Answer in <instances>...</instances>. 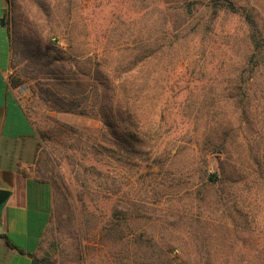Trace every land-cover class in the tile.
Here are the masks:
<instances>
[{
    "label": "trees",
    "instance_id": "16d2710c",
    "mask_svg": "<svg viewBox=\"0 0 264 264\" xmlns=\"http://www.w3.org/2000/svg\"><path fill=\"white\" fill-rule=\"evenodd\" d=\"M9 1L12 10L11 67L22 64L16 75H9L10 85L16 88L29 82L30 92L45 109L93 116L102 124L97 134L90 137V142L83 145L78 159L69 155L76 169L77 200L82 201L83 193L88 189L85 171L90 175V183L96 181L104 190L110 177L125 178V184L131 186L137 178L141 183L144 174L141 163L153 156L158 181L151 183L150 191L158 200L166 199L163 190L168 191L166 197L172 193L175 200L163 210L170 212L172 217L171 222H164L165 229L171 231L177 219L185 229L162 242L165 251L176 257L175 249L190 245L195 252L190 260L193 264H264V237L259 241L255 238L264 235V230L253 226L254 218L248 217L251 211L247 201L254 187L261 191L264 186L262 176L255 179L250 176L253 136L259 139L258 142L262 141L259 134L264 130L263 123L255 132L254 126H250L254 118L244 120L241 112L235 123L227 119L224 126L208 128L210 121L203 110L205 95L191 96V90L182 101L170 106L168 94L172 93L165 82L169 72V51L175 45H186L189 53L184 63L189 67L195 61L193 56L204 49L202 38L195 36L196 31L210 27L212 15L224 3L215 0H155L157 5L151 3L163 13L158 33L136 38L130 33L122 38L117 31L130 32L137 27L132 26L133 18L124 20L121 17L120 9L112 10L106 23L100 25L92 17L90 23L87 18H75L74 13L79 8L74 0H33L34 10L23 8L21 11L17 0ZM87 5L84 3L83 6ZM99 7L97 3H90V15L93 16ZM148 7L145 3L140 9L143 14L153 9ZM38 14L39 18H32ZM201 14L209 16L201 22L197 17ZM39 21L43 23L40 26ZM76 21H80L78 28L74 25ZM42 26L49 35H37ZM143 26L148 25L143 23ZM126 27L128 29L123 30ZM62 33L66 43L64 48L54 42ZM233 72V77L217 93L218 97L227 106L244 112L258 109L260 116H264V110L253 102L255 94L245 85L241 73L236 68ZM190 105L195 107L193 116ZM64 125L72 129L76 133L74 139L81 142L82 132ZM177 129H180L181 137L174 141L170 131ZM253 131L255 134L251 137ZM186 136L190 137L189 143L181 141ZM171 141H174L172 145ZM40 147L38 171L54 188L56 210L61 211L64 206L74 210L68 187L50 170L53 166L51 153L48 151L49 156L43 151L41 140ZM149 151H153L152 156L142 158V154ZM163 155L169 161L167 166H164L166 161L157 160ZM108 165L113 166L114 174L108 171ZM133 165L138 167V172L129 169L126 173L124 168ZM187 177L192 180L189 186L183 181ZM129 178L136 179L132 183ZM117 189L113 192L116 193ZM187 190H192L190 196L185 195ZM133 205L139 210L135 200L124 205L120 198L116 199L112 216L100 229L106 242L115 244L121 241L124 226L115 224V220L123 210L137 213ZM187 210L191 212L185 217ZM62 221L59 217L55 221L56 230L60 229ZM185 233L188 241L184 240ZM0 237L5 236L0 233ZM6 242L10 244L7 239ZM239 244V251L249 254L248 257L231 260L216 254L215 258L211 257ZM30 264L57 263L49 254H31Z\"/></svg>",
    "mask_w": 264,
    "mask_h": 264
},
{
    "label": "rangeland",
    "instance_id": "374dc122",
    "mask_svg": "<svg viewBox=\"0 0 264 264\" xmlns=\"http://www.w3.org/2000/svg\"><path fill=\"white\" fill-rule=\"evenodd\" d=\"M16 2L20 7L19 11L23 8L24 10H34L36 7L33 0H17ZM74 2L79 8L74 13L75 18L79 20L87 18L89 23L90 17H92L98 24L104 25L110 17L111 11L118 9H120L123 19L133 18L132 26L137 27V29L130 32L117 31V34H121L122 38L130 33L135 38L158 33L160 20L163 18V13L158 10L155 0H74ZM84 3L88 5L84 7ZM90 3H97L101 6L93 16L90 15ZM145 3L149 6L148 9H153L149 13L143 14L140 9ZM223 3L217 7L215 15H212L213 24L204 30L196 31L195 36L202 38L201 44L203 41L204 49L202 48L196 54L197 56H193L195 61L189 67L185 66L184 63V58L189 53L186 45H175L169 51L167 55L169 72L165 76L166 87L172 93L168 94L169 104L174 106L175 102L182 101L183 97L192 90L191 96L200 94L203 97L205 95L206 103L203 110L210 121L208 128L222 126L227 119L235 123L236 117L242 112L244 120L254 118L253 122H250V126H254L253 130L257 132L256 128L260 127L262 123L264 129V116H260L258 109L254 111L248 109L244 112L227 106L217 93L233 77L235 73L233 71L236 68L241 73V79L244 80L245 85L250 87L252 94H255L253 102L264 110V0H229ZM9 5L8 26L9 29H12V22L10 21L12 10L10 3ZM208 16L209 14H201L197 17L203 22ZM39 17V14L32 16V18ZM79 22H74L76 28L80 26ZM143 23L148 26L144 27ZM42 24L39 21V26ZM126 29L128 28L123 30ZM41 30L40 28L37 30V35L50 34L45 31L43 26ZM170 33L172 34L173 31ZM54 42L59 47H66L64 33L57 36ZM199 64L204 66L201 67ZM21 66V63H17V66L11 67L10 75H16ZM29 87L30 83L24 82L15 89L36 126L43 151L48 154L51 153V156L49 154L50 163L53 166L50 167V170L55 172L62 184L68 187L69 198H72L70 201L74 204V210L64 206L63 210L58 211L56 210L57 198L55 195L53 219L47 228L38 256L49 254L57 264H193L190 260L194 257L195 252L190 245L181 246L182 249H175L177 253H174L178 254L176 257L171 252L165 251L163 247L162 242L166 241L168 236L172 237L185 229L178 219L173 222L174 226L171 227L173 233L169 229H165V223L171 222L172 217L170 212L163 210L175 200H173L174 195L172 193L166 197L165 192L168 191L163 190V196L166 198L163 200L154 198L150 191L151 183L158 181V169L153 167L154 162H156L152 159L153 151L142 154V158L152 157L141 163L144 174L140 184L139 178L135 184L128 186L125 184V178L110 177L106 183L107 189L104 190L96 181L90 183V175L87 173L88 171H85L83 174L88 180L89 187L87 186L88 189L83 193L82 201H78L76 197L78 189V183L75 180L76 169L73 167L69 155L78 159L82 155L83 145L90 142V137H93L95 133L97 134V131L102 128V124L93 116L45 109L30 92ZM189 107L193 116L195 107L192 105ZM64 124L76 127L82 132L81 142L74 139L76 133ZM189 128L191 130L193 128L191 123ZM179 130L170 131V136L174 141L181 137ZM254 131L251 133V137L255 134ZM191 132L194 134V131ZM259 135H262V141L258 142L259 139L253 136L254 143L251 145V153L254 156L251 157L250 161V176L253 179L257 176H262L264 179V130ZM188 138L190 137L186 136L181 141L189 143ZM174 141H171L170 144L172 145ZM173 151L174 148L171 149V154ZM45 154H43L44 158ZM52 156L56 160H53ZM157 160L159 162L166 161L164 166L169 164L164 155ZM107 169L111 174L116 172L112 165H108ZM124 169L126 173L129 169L137 170V172L139 170L134 165L126 166ZM114 179L115 181H113ZM118 179L121 181L119 182ZM135 179L129 178V181L134 183ZM183 181L185 185L189 186L192 180L187 177ZM113 182L116 183L113 185ZM115 188H118L116 193L113 192ZM191 191L187 190L185 195L190 196ZM251 191L252 194H248L247 197L248 209L249 212L251 211L248 217L254 218L253 226L263 232L264 186L261 191H257L256 187ZM117 198H120L124 205H128L130 200H135L139 205V210L133 205L137 213L122 209L118 220L114 216L115 224L124 226V229L121 241L112 244L106 242L100 229L105 221L112 216V206ZM190 212L187 210L185 217H188ZM58 217L62 218L63 221L60 229L56 230L55 221L58 220ZM184 237V240L188 241L187 233L184 234ZM263 237L264 235L255 236L258 241ZM240 247L241 244L235 245L230 250H225V253H214L211 257L215 258V254L219 257H228L230 260L240 256L248 257L249 254L239 251Z\"/></svg>",
    "mask_w": 264,
    "mask_h": 264
},
{
    "label": "crops",
    "instance_id": "0c3cea01",
    "mask_svg": "<svg viewBox=\"0 0 264 264\" xmlns=\"http://www.w3.org/2000/svg\"><path fill=\"white\" fill-rule=\"evenodd\" d=\"M9 3L0 0V189L7 191L0 205V264H30L53 219L55 194L38 171L36 126L9 82Z\"/></svg>",
    "mask_w": 264,
    "mask_h": 264
},
{
    "label": "water",
    "instance_id": "95a60500",
    "mask_svg": "<svg viewBox=\"0 0 264 264\" xmlns=\"http://www.w3.org/2000/svg\"><path fill=\"white\" fill-rule=\"evenodd\" d=\"M217 2H228L229 0H215ZM7 198V191L0 189V205L5 201Z\"/></svg>",
    "mask_w": 264,
    "mask_h": 264
}]
</instances>
